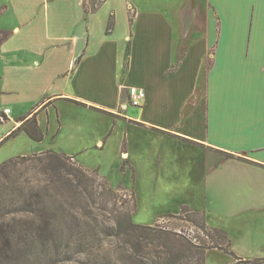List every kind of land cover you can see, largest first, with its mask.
<instances>
[{"label": "crops", "instance_id": "obj_1", "mask_svg": "<svg viewBox=\"0 0 264 264\" xmlns=\"http://www.w3.org/2000/svg\"><path fill=\"white\" fill-rule=\"evenodd\" d=\"M92 1L0 0V139L35 118L43 139L20 132L21 156L65 154L134 192L140 225L203 215L244 261L211 248L205 264H264V0H105L86 13Z\"/></svg>", "mask_w": 264, "mask_h": 264}, {"label": "trees", "instance_id": "obj_2", "mask_svg": "<svg viewBox=\"0 0 264 264\" xmlns=\"http://www.w3.org/2000/svg\"><path fill=\"white\" fill-rule=\"evenodd\" d=\"M105 0H94L90 5L85 4L86 13L94 12L102 6ZM113 20L110 22L111 30ZM10 37V32H0V44L5 42ZM23 124L12 131L5 140L15 138L20 132H25L32 140L41 141L43 133L41 132L38 122L35 118L26 121L22 119ZM1 123V121H0ZM227 159H241L236 155L221 152ZM36 160L37 162L48 161L51 168L58 171H65L71 176V183H75V187L82 189L86 198L97 205L96 199L99 200L98 210L108 212L107 204L111 203L112 199L118 194V191H123L128 194L130 200L122 203L123 208L127 211L119 214L113 219L112 225H106L102 222L103 216L98 215L94 218V226H90L85 220L88 216L83 217L79 212L66 209L61 202L58 206L49 203L50 200L59 201L57 196L50 194V189L40 186H28V181L24 180L23 174L20 173V166ZM72 158L59 154L53 151H48L41 154L29 156H20L8 159L0 165V264H68L78 262V257L88 255L90 252V238L95 234L100 245L103 241L114 239L120 243L135 233L139 239L147 238L146 232L153 231V234H158L159 240L163 235L169 236V240L174 242H182L178 240L176 235L173 238L168 233L156 231L150 226L138 225L134 223L133 214L137 209V201L135 194L132 191H127L123 188L113 189L109 182L105 181L98 184L96 179L84 180L80 176L86 172H90L72 162ZM96 172V171H94ZM78 173H81L79 176ZM97 173V172H96ZM99 175V174H98ZM100 176V175H99ZM101 177V176H100ZM109 195V197H107ZM56 203V204H57ZM50 207H49V206ZM56 206V207H55ZM116 212V210H112ZM177 218L185 217L187 221L194 223L196 217H201L197 221L198 226L208 233L214 244L209 247H198L191 243H185L184 256H188L198 261L197 264H205V256L207 250L211 248H220L227 254L235 257L239 263L244 261L238 258L230 248V241L225 232L218 229H210L204 219V216L194 213L188 207H183L181 214L175 216ZM183 243V242H182ZM226 245V247H224ZM182 246V245H181ZM162 247L163 264H168L172 249L166 246V243L158 245ZM181 248V249H183ZM261 260L247 261V263L259 264Z\"/></svg>", "mask_w": 264, "mask_h": 264}, {"label": "rangeland", "instance_id": "obj_3", "mask_svg": "<svg viewBox=\"0 0 264 264\" xmlns=\"http://www.w3.org/2000/svg\"><path fill=\"white\" fill-rule=\"evenodd\" d=\"M7 121L0 123V134L2 130L7 126ZM14 123V122H13ZM2 136V135H0ZM7 137V136H6ZM6 137L0 139V165L3 162L11 158L20 157L22 154L28 152L27 142L24 138H9ZM72 162H75L72 160ZM52 164H49L48 161L42 163L37 162L36 160L27 162L20 166V173L23 174L24 180L28 181V186H40L41 188H49L50 194L57 196L59 201L50 200L49 203L58 206L59 203L63 204L66 209L79 212L83 217L88 216L85 219L90 226H94V218H97L98 215H103L102 222L106 225H112L113 219L119 214L127 211L123 208L122 203L124 201L130 200L128 194H125L123 191H118V194L112 199L113 196L107 195L111 199V203L107 204L108 212H103L98 210L97 206L99 200L96 199L97 205L86 198L83 194L82 189L75 187V183H71V176H69L65 171H58L51 168ZM80 176L81 173H78ZM84 180L96 179L97 183H103L105 180L94 171L86 172L80 176ZM116 190V188H113ZM57 203V204H56ZM49 206V205H48ZM55 206V207H56ZM50 207V206H49ZM112 210H116L113 212ZM101 213V214H100ZM145 216L136 217L134 223L139 224V222ZM201 217H196L194 223L183 218H166L170 223L167 226V230H164L159 224H155L153 227L156 231H162L164 234L168 233L173 238V235H178L177 239L182 242H174L175 240H169V236L163 235V238L159 240L157 238V233L153 234V231L146 232L145 239H139V237L132 233L131 236L125 238L119 245L121 250H118V243L114 239H108L103 241L100 245V242L97 241L95 234L90 238V252L89 256L78 257V262L68 263V264H163L162 256L163 249L158 247L159 243H166V246H169L170 260L168 264H197L196 255L194 253V259L184 256L187 252L184 251L183 245L185 243H191L194 246L198 247H209L214 244L212 238L208 235L207 232L198 226V222ZM180 232L182 234H180ZM182 245V246H181ZM183 248V249H181ZM186 252V253H184Z\"/></svg>", "mask_w": 264, "mask_h": 264}, {"label": "built area", "instance_id": "obj_4", "mask_svg": "<svg viewBox=\"0 0 264 264\" xmlns=\"http://www.w3.org/2000/svg\"><path fill=\"white\" fill-rule=\"evenodd\" d=\"M128 96H129V102L133 107H141L143 101L146 98V93L142 89L132 87L128 91ZM10 112H11L10 109H6L3 115H0V121L5 122V115L10 114ZM165 219L166 218L161 219L157 224H159V226H161L164 230H167L170 221ZM180 234L182 233L180 232Z\"/></svg>", "mask_w": 264, "mask_h": 264}]
</instances>
